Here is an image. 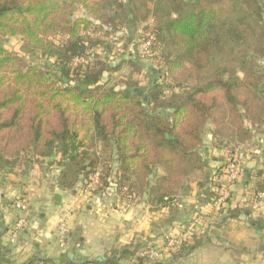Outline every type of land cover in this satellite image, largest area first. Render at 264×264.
<instances>
[{
	"label": "trees",
	"instance_id": "trees-1",
	"mask_svg": "<svg viewBox=\"0 0 264 264\" xmlns=\"http://www.w3.org/2000/svg\"><path fill=\"white\" fill-rule=\"evenodd\" d=\"M9 37L23 55L4 47ZM207 132L241 159L264 136V0H0V171L48 159L63 189L99 171L93 192L115 184L122 201L166 207L209 180ZM262 173L249 171L254 195ZM148 249L84 264L127 253L126 264H153Z\"/></svg>",
	"mask_w": 264,
	"mask_h": 264
},
{
	"label": "crops",
	"instance_id": "crops-1",
	"mask_svg": "<svg viewBox=\"0 0 264 264\" xmlns=\"http://www.w3.org/2000/svg\"><path fill=\"white\" fill-rule=\"evenodd\" d=\"M244 148L242 159L234 148L244 171L230 187L222 214L211 191L222 173L228 148L214 146L208 132L202 153L209 180H192L188 191L166 207H155L146 195L126 203L115 184L99 192L83 184L63 189L57 182L60 169L48 159H39L27 168L22 161L3 169L0 264H84L104 260L114 252L132 251L139 244L155 251L153 264H264V200L252 208L254 179L248 177L249 171L264 167V136L253 138ZM260 178L264 180V173ZM16 198L28 203V222L11 239L10 229L23 215L14 206ZM193 219H197L195 237H191L194 232L184 233ZM61 222L66 226L63 246L57 237ZM182 233L186 240L183 247L166 246L167 237ZM129 261L128 253L123 254L120 263Z\"/></svg>",
	"mask_w": 264,
	"mask_h": 264
},
{
	"label": "built area",
	"instance_id": "built-area-1",
	"mask_svg": "<svg viewBox=\"0 0 264 264\" xmlns=\"http://www.w3.org/2000/svg\"><path fill=\"white\" fill-rule=\"evenodd\" d=\"M151 41H152V34L149 35L144 41H142L140 46L141 57H146L150 53ZM118 45H117V51L120 52L121 49L119 50ZM240 171H241V167H240V159L238 156V152L236 149H233L232 151L228 152L227 159L223 165L222 173L220 174V177L217 176V178H215L216 182L220 183V186L217 188L218 197L215 199V207L217 208V210L230 196V187L238 180L240 176ZM99 175H100L99 171H95L91 175L90 183H88L87 185L89 186L90 190H93L99 183ZM121 191L122 193L127 192L125 187H123ZM126 196L128 199H131V196L129 194ZM124 200L126 201L125 198ZM262 200H264V190L257 192L254 195L253 199L250 202L252 208L254 209L258 208ZM14 206L18 210H20L23 213V215L15 220L12 228L10 229L11 239L16 238L17 234L26 226L28 222L26 218V215L29 210L28 203L23 198H16L14 200ZM196 222L197 219H193L191 222H189L184 228L185 229L184 233L194 232L196 227ZM184 233H182L179 236L167 237L166 246L169 248L179 246L182 240L184 239ZM57 237L59 244L63 246L66 238V226L64 222L58 224ZM142 254H147L149 257H152L155 255V251L153 249H148Z\"/></svg>",
	"mask_w": 264,
	"mask_h": 264
},
{
	"label": "rangeland",
	"instance_id": "rangeland-1",
	"mask_svg": "<svg viewBox=\"0 0 264 264\" xmlns=\"http://www.w3.org/2000/svg\"><path fill=\"white\" fill-rule=\"evenodd\" d=\"M140 26L141 25H139L138 27V30L140 29ZM141 31V30H140ZM140 31H138V32H140ZM138 32H137V34H138ZM142 32V31H141ZM141 32L137 35V36H139L140 34H141ZM20 37H9L8 39H6V41L4 42V47L7 49V50H9V51H11V52H15V53H17V54H19V55H23L22 53H21V51H20V49H19V47H20ZM124 42L125 41H123V44H124ZM118 46H120V43H119V45ZM118 53H120V54H122V50L120 51V52H118ZM118 56V55H117ZM25 58H26V60L28 61V62H31V63H34V64H36V65H40V64H42L43 63V59H40V58H38V57H35V56H29V55H25ZM141 74V72L140 73H138V76H139V78L140 79H142L141 77L143 76V74L142 75H140ZM141 82H143V80H141ZM143 84V83H142ZM95 150L97 151V154H99L100 156L101 155H103V152H102V150H101V147L100 146H98L97 148H95ZM102 157H104V156H102Z\"/></svg>",
	"mask_w": 264,
	"mask_h": 264
},
{
	"label": "water",
	"instance_id": "water-1",
	"mask_svg": "<svg viewBox=\"0 0 264 264\" xmlns=\"http://www.w3.org/2000/svg\"><path fill=\"white\" fill-rule=\"evenodd\" d=\"M55 199H57V196H54Z\"/></svg>",
	"mask_w": 264,
	"mask_h": 264
}]
</instances>
